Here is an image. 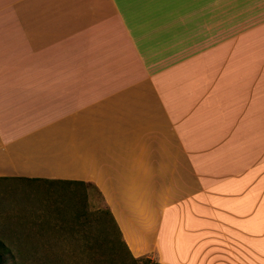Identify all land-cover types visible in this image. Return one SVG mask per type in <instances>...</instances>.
Wrapping results in <instances>:
<instances>
[{"label":"crops","instance_id":"1","mask_svg":"<svg viewBox=\"0 0 264 264\" xmlns=\"http://www.w3.org/2000/svg\"><path fill=\"white\" fill-rule=\"evenodd\" d=\"M0 177L92 185L136 259L264 264V0H0Z\"/></svg>","mask_w":264,"mask_h":264},{"label":"rangeland","instance_id":"2","mask_svg":"<svg viewBox=\"0 0 264 264\" xmlns=\"http://www.w3.org/2000/svg\"><path fill=\"white\" fill-rule=\"evenodd\" d=\"M106 208L89 184L0 179V264H157L120 246Z\"/></svg>","mask_w":264,"mask_h":264},{"label":"trees","instance_id":"3","mask_svg":"<svg viewBox=\"0 0 264 264\" xmlns=\"http://www.w3.org/2000/svg\"><path fill=\"white\" fill-rule=\"evenodd\" d=\"M0 179H16V180H27V181H32V182H45V183H55V184H62V185H74V186H81V187H84L86 185H88L87 183L85 182H82V181H75V180H55V179H43V178H27V177H0ZM90 185V184H89ZM106 214L109 216L112 224H113V227H114V230L116 231L115 234H117L118 238H119V244L121 247H123L127 253L131 256L126 244L124 243V241L121 239V233L119 231V228L117 227L110 211L108 210V208H106ZM132 257V256H131ZM133 259H136L134 257H132ZM2 259V255L0 253V260Z\"/></svg>","mask_w":264,"mask_h":264}]
</instances>
